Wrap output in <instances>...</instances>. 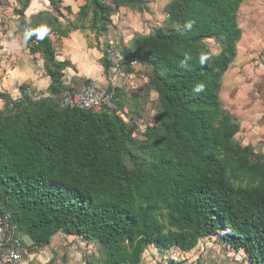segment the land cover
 I'll use <instances>...</instances> for the list:
<instances>
[{"label":"trees","instance_id":"16d2710c","mask_svg":"<svg viewBox=\"0 0 264 264\" xmlns=\"http://www.w3.org/2000/svg\"><path fill=\"white\" fill-rule=\"evenodd\" d=\"M46 1L50 8L31 16H39L36 21H27L30 2L18 13L29 52L43 57L48 89L59 94L67 89L70 63L56 61L48 35L65 37L77 28L63 30L62 0ZM80 1L81 17L93 14L89 31L96 39L99 21L106 24L119 8L139 2ZM242 2L172 0L166 28L136 35L123 49L126 64L150 70L160 104L156 125L142 139L115 113L35 101L24 94L27 85L15 101L0 92L6 102L0 111V212L12 216L22 237L37 248L60 233L83 238L102 248L103 264H141L147 246L187 253L214 238L243 251L248 264H264V158L235 141L240 126L219 98L242 36ZM208 40L220 42L218 55ZM101 63L108 74L107 57ZM125 63L124 72L133 74Z\"/></svg>","mask_w":264,"mask_h":264},{"label":"rangeland","instance_id":"374dc122","mask_svg":"<svg viewBox=\"0 0 264 264\" xmlns=\"http://www.w3.org/2000/svg\"><path fill=\"white\" fill-rule=\"evenodd\" d=\"M171 1L139 0L137 4L119 8L114 15L108 18L106 24L102 25L99 21L97 25L98 28H102V32L99 34V39L95 38L96 42L91 45L97 48L96 53L100 56V61L102 62L107 57L110 48L122 54L123 49L129 46L136 35L149 36L159 30H164L167 22L166 6ZM29 2L30 6L26 12L27 21H36L35 19L39 16L30 17L33 13L30 7L31 3L38 4L40 0H0V38L2 35L24 36L22 16L18 12L22 6H28ZM83 6H85L84 1L62 0L58 9L63 18L58 19H60L63 30L77 28L71 29L72 31L65 37L72 36L75 39L79 37L78 34H81L87 38L88 43V37L95 36V32L89 31L93 14L89 10L87 18H82L80 10ZM48 8H50L49 5ZM237 21L242 36L237 44L236 58L222 77L219 98L222 108L228 112L232 121L243 129L242 135H237L235 141L241 142L242 146L261 143L257 146L256 153L264 158V0H243L237 14ZM205 44L213 55L220 53V42L208 40ZM53 49L56 59L57 52L54 47ZM20 54L18 51L17 62L21 63L18 58L23 55ZM36 56L40 59L39 61L43 59L40 54ZM14 62L11 57L10 59L0 58V69L4 63L13 65ZM43 66L47 75L44 63ZM70 67L72 68L71 65L66 68L64 75L68 68L71 69ZM124 69L123 67V76L120 75L113 80L114 86L120 90L118 97H115L117 108L119 107L116 114L127 124L134 138L142 139L147 127L156 125L161 111L158 95L155 89L149 86V69L137 65L133 69V74L126 72L127 75ZM14 70L12 69L13 76L18 75ZM32 70L27 69V73L34 77H25L26 79H42V75H45L39 74L38 69L34 73ZM101 73L103 79L108 77L104 69ZM1 74L0 72V92L11 94V98L16 99L19 96L17 93L12 91L10 93L9 89L2 87L4 77ZM29 88L31 91L42 90L33 85ZM5 108L6 102L0 100V111H4ZM242 136H252L254 139L248 142ZM125 164L128 167L131 166L127 159H125ZM23 241L28 248V254L23 255L22 260L15 264H103L105 257L104 251L97 243L91 241L86 243L85 240H77L61 233L53 237L50 245L44 248L33 246L28 237H23ZM244 254L243 251L238 254L220 239L205 238L187 253L177 249L162 251L153 246H147L142 254L141 264H248ZM0 264L8 263L0 262Z\"/></svg>","mask_w":264,"mask_h":264},{"label":"crops","instance_id":"0c3cea01","mask_svg":"<svg viewBox=\"0 0 264 264\" xmlns=\"http://www.w3.org/2000/svg\"><path fill=\"white\" fill-rule=\"evenodd\" d=\"M41 2L31 3L30 9L33 11L32 16L37 15L41 11H48L46 10L48 7V2L46 0H40ZM47 2V3H46ZM39 7H43V9H39ZM37 10V11H36ZM31 13V11H29ZM31 17V16H30ZM7 28V27H6ZM81 33V32H79ZM74 34V33H73ZM11 35V34H10ZM79 37L72 38L70 37H60L58 33L52 32L48 35L49 39L51 40L53 47L56 50V61L58 62H69L72 66L71 69H67L65 74V79L63 80L64 86L71 90H78L82 91L86 86L93 83L97 85L98 88L103 90H109V88H114L113 78H112V72L108 73V77H102V71L104 68L101 65L100 56L98 53H96L97 48L93 47L91 44L96 42L95 36H90L89 42L87 43L84 36L81 34H78ZM4 35H2L3 37ZM0 38V58H8L14 59V64L10 63H4L2 64V69H0L1 75L4 77L2 80V87H5L9 89L10 93L11 91L13 93H18V90L21 86H30L33 85L35 88L40 87L42 90H46L51 85V79L48 75L45 74L43 68V59L39 61L38 56L32 55L29 52L28 44L26 42L25 36L18 35L13 36L11 35L8 37V35L4 36L3 38ZM21 53L20 55H23L22 57L18 58L20 62H17V52ZM97 54V55H96ZM15 69L14 72H17L18 75L12 74V69ZM27 69H33L32 72H36L38 69V73L45 74L42 75V79H35V78H29L26 79L25 77H34L27 73ZM22 72V73H21ZM31 73V71L29 72ZM23 74V76H21ZM28 74V75H26ZM26 75V76H24ZM42 84V85H41ZM100 86V87H99ZM9 87V88H8ZM11 95V94H10ZM241 131L238 134V136L242 135L243 129L240 128ZM244 137L246 141L249 142V140H253L254 138L242 136ZM240 140V138H239ZM244 141V140H243ZM242 143L240 142V145ZM261 143L257 145H251L255 151L257 146H259ZM249 145V144H247ZM244 145V146H247ZM76 238L77 240H83V238L75 237V236H68ZM32 243V242H31ZM51 243V242H50ZM50 245V244H49ZM48 245V246H49ZM239 254V253H238Z\"/></svg>","mask_w":264,"mask_h":264},{"label":"built area","instance_id":"2783aa9c","mask_svg":"<svg viewBox=\"0 0 264 264\" xmlns=\"http://www.w3.org/2000/svg\"><path fill=\"white\" fill-rule=\"evenodd\" d=\"M107 59L111 65L113 80L123 76L124 58L117 50L110 48L107 52ZM134 69L138 65L135 61L127 64ZM27 97L35 100H55L61 108H72L90 111L95 114L116 112L115 96L113 91L103 90L94 84H89L82 91L66 89L59 94H53L49 90L31 91L27 89L24 93ZM27 246L20 235L18 225L10 214L0 212V262L15 264L27 255Z\"/></svg>","mask_w":264,"mask_h":264},{"label":"clouds","instance_id":"9594fccd","mask_svg":"<svg viewBox=\"0 0 264 264\" xmlns=\"http://www.w3.org/2000/svg\"><path fill=\"white\" fill-rule=\"evenodd\" d=\"M115 114H116V112H115ZM223 241V240H222ZM224 242V241H223ZM224 244H226V245H228L226 242H224ZM229 246V245H228ZM229 248H230V246H229ZM231 249V248H230ZM236 252V251H235ZM240 252V251H239ZM238 252V253H239ZM244 257H245V255H244Z\"/></svg>","mask_w":264,"mask_h":264}]
</instances>
